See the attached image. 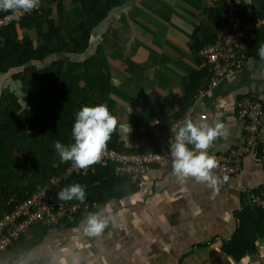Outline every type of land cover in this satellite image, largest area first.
Masks as SVG:
<instances>
[{"label": "crops", "instance_id": "0c3cea01", "mask_svg": "<svg viewBox=\"0 0 264 264\" xmlns=\"http://www.w3.org/2000/svg\"><path fill=\"white\" fill-rule=\"evenodd\" d=\"M232 1L247 21L264 18L263 0ZM48 5L43 11L48 12V19L55 25L57 9L61 7L63 37L83 19L91 20L94 29L90 48L80 54L57 53V43L50 41L49 55L32 65L40 69L57 60L83 62L102 46L111 74L109 91L103 92L101 86L84 75L79 86L91 93L94 106L107 104L117 117L114 134L125 147L137 148L132 139L147 132L139 122L132 123L133 115L141 116L149 110L159 117L166 100L179 104L178 100L194 88V103L168 131L167 143L174 142L173 129L191 119L212 126L224 125V134L210 146L209 155L239 147L243 122L235 104L241 95L250 94L257 96L262 105L257 134L261 152L247 153L235 176L213 169L219 188L215 194L214 189L194 178L181 185L172 175L171 165L129 178V183L121 187L122 196L108 201L111 211H104V206L96 211L108 220V227L100 236L85 234L86 217L72 227L50 228L38 245L20 257L18 264H61L62 258L73 264L74 257L78 264H264V213L249 199L250 194L257 193L264 197V60L260 59L258 48L247 57L240 71L210 87L205 63L195 49L204 39L225 36V26L217 28L206 14L210 10L221 11L222 0H126L101 22L87 17L80 4L72 0H53ZM218 20L223 23V16ZM16 29L18 41L29 38L34 47L44 43L36 26L21 29L16 25ZM40 31L47 32L46 23L41 24ZM253 37L264 40V30L255 31ZM17 71L21 70L0 73V97L16 95L22 86L18 87L20 80L12 77ZM180 110L181 106L176 105L170 116ZM156 119L151 121V131ZM256 210L259 214L253 215ZM243 211L253 213L249 231L243 242L230 245L239 225L237 214ZM247 246L252 250L246 252Z\"/></svg>", "mask_w": 264, "mask_h": 264}, {"label": "trees", "instance_id": "16d2710c", "mask_svg": "<svg viewBox=\"0 0 264 264\" xmlns=\"http://www.w3.org/2000/svg\"><path fill=\"white\" fill-rule=\"evenodd\" d=\"M42 1L47 4L53 2V0ZM72 1L80 4L87 17L101 22L107 18L111 10L123 5L126 0ZM60 8L57 9L58 24L56 25L48 19V12L41 11L39 14L34 13L33 16H24L17 21H12L0 31V73L20 69L21 72L12 77L19 79L21 84L33 93L29 99L25 98L29 101L27 109L21 107L17 96L12 93L0 97V218L11 212L17 201H23L31 196L37 187L44 185L54 176L63 174L71 163H61L54 144L56 141L65 145L73 143L71 132L75 114L85 105L94 106L91 93L79 86L80 77L83 75L90 77L92 82L101 86L105 93L110 88L111 74L102 46H98L96 53L83 62L57 60L40 69L32 65V63L42 62L49 55L51 49L47 43L50 41L57 43L55 47L57 53L80 54L90 48L94 29L91 20L83 19L71 33L63 37ZM262 9H264V0ZM223 13L222 9L221 11L210 10L206 14L213 19L217 28H221L225 26V21L223 19L222 23L218 19L223 16ZM10 15L9 12L0 11V18ZM239 16L243 21H247L241 14ZM42 23L47 25V32L44 34L40 31ZM16 25L21 29L36 26L38 36L44 43L34 47L29 38L18 41ZM215 41L216 37L212 36L204 39L202 43L198 42L197 47L194 46V48L198 51ZM261 45H264V40L256 37L247 45L246 56L255 52ZM195 95L196 90L192 88L185 98L178 100L179 104L176 105L181 106V110L173 117L170 115L176 105H173L174 101L171 99L164 102L159 117L154 116L149 110L141 116L133 115L132 123L139 122L137 123L139 126L147 129L145 135L132 139V143L138 147H125L122 142H119V137L113 133L108 149L137 154L158 151L153 131H151V121L157 118L161 129L169 131L194 103ZM253 151L260 155V145L257 141ZM96 167V172H91L88 176L74 175L64 180L62 188L74 183L86 185V201H95L103 207L111 198L122 196L123 188L121 187L126 182L129 183L130 179L117 177L114 173V165ZM98 209L78 213L75 221L67 226H75L87 217L88 213H94ZM258 211L256 210L255 214L246 211L237 214L239 225L230 245L245 240L250 219L253 220L252 214H259ZM49 229L46 226L36 225L21 236L5 254L10 264L17 262L24 253L38 245ZM244 250L249 252L252 248L247 246ZM242 253L243 250L239 252V255Z\"/></svg>", "mask_w": 264, "mask_h": 264}, {"label": "built area", "instance_id": "2783aa9c", "mask_svg": "<svg viewBox=\"0 0 264 264\" xmlns=\"http://www.w3.org/2000/svg\"><path fill=\"white\" fill-rule=\"evenodd\" d=\"M223 19L226 33L222 39H217L212 44H207L198 50V56L204 61L210 87H216L225 77L240 71L247 59V41L254 39V32L264 30V18L252 21H243L238 14V7L232 0H222ZM43 10V1L39 7L24 16L40 13ZM5 16L0 18V31L12 21ZM19 18V19H20ZM18 19V20H19ZM238 117L243 122V137L239 147L224 154H212L218 161L221 172L228 176H235L241 169L244 156L254 150L257 141L262 105L255 95H241L235 104ZM169 132L161 129L158 120L154 121L153 135L158 151L145 153H129L108 149L102 162L84 170L72 167L70 163L61 175L54 176L47 183L37 187L36 191L23 201H17L13 210L0 218V264H10L5 256L13 244L21 236L30 231L33 226L42 225L47 228L66 227L75 221L80 212L98 209L95 201L80 202L62 201L58 197L63 181L74 175L88 176L96 172V166L114 165L117 177L136 178L153 169H161L171 165L170 145L166 142ZM194 148V146H189ZM249 199L253 206L264 213V197L250 194ZM17 262L11 264H18ZM23 264H44L40 261H30Z\"/></svg>", "mask_w": 264, "mask_h": 264}, {"label": "clouds", "instance_id": "9594fccd", "mask_svg": "<svg viewBox=\"0 0 264 264\" xmlns=\"http://www.w3.org/2000/svg\"><path fill=\"white\" fill-rule=\"evenodd\" d=\"M39 4L40 0H0V11L11 13L7 17L10 20H18L22 15L37 9ZM258 54L260 59L264 60V45L260 46ZM19 103L22 108H28L23 97L20 98ZM117 126L118 119L111 113L107 104L83 106L75 114L71 132L74 142L65 145L56 141L54 144L61 163L71 162L72 167L85 172L89 167L101 163ZM223 128V124L212 126L189 119L178 129H173L174 142L170 145L171 172L181 185L194 178L196 182L214 189V194L219 191L218 179L212 173V170L219 166L218 161L214 156L209 155L208 149L224 134ZM189 145L194 148H190ZM86 187L80 183L68 185L59 191L58 197L62 201L77 200L83 204L86 201ZM104 211H111L110 204L104 205ZM107 227L108 220L100 212L88 213L84 226L86 235L98 237ZM61 264L68 262L62 258ZM73 264H78V259L75 257Z\"/></svg>", "mask_w": 264, "mask_h": 264}, {"label": "rangeland", "instance_id": "374dc122", "mask_svg": "<svg viewBox=\"0 0 264 264\" xmlns=\"http://www.w3.org/2000/svg\"><path fill=\"white\" fill-rule=\"evenodd\" d=\"M49 5L46 3V2H44L43 3V9L45 8L46 9V7H48ZM43 11V10H42ZM30 16H33V15H30ZM49 17V16H48ZM46 29V28H45ZM66 62H68V61H66ZM17 72H21V71H17ZM12 74H14V73H12ZM17 74V73H16ZM21 74V73H20ZM17 85H18V87H19V85H21V82H17ZM11 89V88H10ZM9 89V90H10ZM32 91L31 90H29V89H27V88H24L23 89V85L21 86V87H19V89L18 90H16V96H17V98H18V101L20 100V98L21 97H23L24 98V100L26 101V99L25 98H27V99H29V97H31L32 96ZM29 101H26V103H28ZM58 228H63V227H58Z\"/></svg>", "mask_w": 264, "mask_h": 264}]
</instances>
